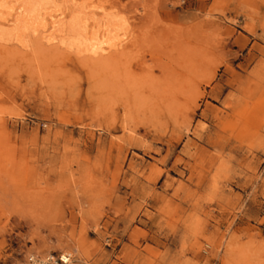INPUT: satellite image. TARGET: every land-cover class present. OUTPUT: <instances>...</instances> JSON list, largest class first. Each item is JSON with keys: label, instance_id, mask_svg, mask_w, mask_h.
I'll return each instance as SVG.
<instances>
[{"label": "rangeland", "instance_id": "1", "mask_svg": "<svg viewBox=\"0 0 264 264\" xmlns=\"http://www.w3.org/2000/svg\"><path fill=\"white\" fill-rule=\"evenodd\" d=\"M31 1L85 50L0 26V264H264V0Z\"/></svg>", "mask_w": 264, "mask_h": 264}, {"label": "bare ground", "instance_id": "2", "mask_svg": "<svg viewBox=\"0 0 264 264\" xmlns=\"http://www.w3.org/2000/svg\"><path fill=\"white\" fill-rule=\"evenodd\" d=\"M41 10V5H36L31 0H0V26H12L11 31L8 32H14L12 34L17 37L24 32L31 31L41 38H45L47 42L56 40L66 47L75 46L78 50L84 49L82 48V39L77 36V33L72 32L73 35H70L72 40L66 43L67 27L65 28L64 24H62L63 16H51V14ZM75 27L76 25L71 26L70 29L74 31ZM68 255L62 254V257L66 259ZM36 258H38L37 260L35 259L38 264L44 262V258H39L38 256Z\"/></svg>", "mask_w": 264, "mask_h": 264}, {"label": "built area", "instance_id": "3", "mask_svg": "<svg viewBox=\"0 0 264 264\" xmlns=\"http://www.w3.org/2000/svg\"><path fill=\"white\" fill-rule=\"evenodd\" d=\"M44 262L42 264H70V257L68 256L66 259H64L60 254L54 255V254H47L45 257H43ZM38 258L36 256L31 257L28 256L27 259L20 261L18 264H38L37 261Z\"/></svg>", "mask_w": 264, "mask_h": 264}]
</instances>
